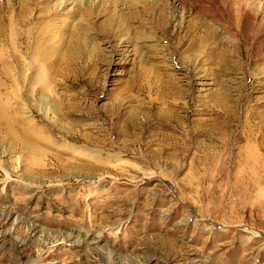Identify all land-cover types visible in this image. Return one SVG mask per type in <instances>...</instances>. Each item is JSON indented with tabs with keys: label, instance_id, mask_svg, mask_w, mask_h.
<instances>
[{
	"label": "rangeland",
	"instance_id": "1",
	"mask_svg": "<svg viewBox=\"0 0 264 264\" xmlns=\"http://www.w3.org/2000/svg\"><path fill=\"white\" fill-rule=\"evenodd\" d=\"M0 264H264V0H0Z\"/></svg>",
	"mask_w": 264,
	"mask_h": 264
}]
</instances>
